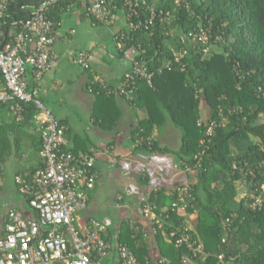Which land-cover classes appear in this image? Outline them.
<instances>
[{"label":"trees","instance_id":"trees-1","mask_svg":"<svg viewBox=\"0 0 264 264\" xmlns=\"http://www.w3.org/2000/svg\"><path fill=\"white\" fill-rule=\"evenodd\" d=\"M37 1L16 0L10 5L8 37L21 29L32 12L22 6ZM76 1L56 4L48 11L49 16L60 22L62 12ZM124 1L113 0L112 5L116 13L123 9L128 15ZM147 4L155 8L154 25L122 29L129 36L123 39V49H139L134 60L154 72L150 81L139 79L133 98H128L148 113L133 134L139 139L138 148L173 152L187 176L180 186L190 187L185 202H179L185 204V216L172 209L173 202L179 201L178 187L170 194L165 188L148 194L158 213L169 208L162 227L155 226L158 258L164 257L165 264H221L218 255L223 254L224 264H264V0H147ZM149 15L147 6L140 8L139 16H127V24L146 22ZM203 30L209 34L207 44L188 37L189 32ZM213 45L222 51L211 53ZM207 46L208 52L204 50ZM176 53H184L178 61ZM27 75L30 86L36 87L30 66ZM93 86L95 92L100 89L98 84ZM101 97L107 98L105 94ZM1 107L11 112L9 103H0ZM36 112L35 104L30 103L25 106L23 120L12 114L13 122L19 127L35 124ZM168 122L181 132L178 150L162 145L154 135ZM42 142L41 138L40 151ZM41 167L43 159L27 176L29 182ZM22 195L30 216H37L29 197ZM192 213L197 214L194 228L188 227ZM114 231V227L109 228L111 234ZM183 232L201 246L203 253L194 256L186 243L177 246L176 239ZM119 240L129 245L140 262H152L148 234L138 222L123 221Z\"/></svg>","mask_w":264,"mask_h":264},{"label":"crops","instance_id":"crops-1","mask_svg":"<svg viewBox=\"0 0 264 264\" xmlns=\"http://www.w3.org/2000/svg\"><path fill=\"white\" fill-rule=\"evenodd\" d=\"M86 3L77 0L62 12L53 45L58 59L37 81V86L54 116L67 126L69 147L87 152L95 159L98 177L90 191L88 207L80 213V224L93 218L107 223L104 236L113 248L103 264H118L117 245L124 243L119 240L120 226L128 219L138 222L148 234L153 262L160 253L154 226L142 213L143 199L157 188L172 193L186 180V172L175 154L167 156L169 152L138 148L139 139H135L133 132L148 117L145 108L136 106L120 93L108 94L103 88L100 92L90 90L91 85L99 84V79L110 88H117L139 49H123L115 39L118 31L127 28L125 10L117 11L115 23L97 24L86 14ZM80 50L90 52L88 68L74 60V54ZM104 94L107 98L101 97ZM111 95L115 97L108 99ZM13 121L12 113L1 107L0 236L5 233L9 210L31 215L24 195L18 190L17 176L28 178L42 162L37 124L19 127ZM177 133L168 122L162 132L156 130L154 135L162 145L170 147ZM100 207L105 210L103 218L97 215ZM184 210L180 208L178 213L187 215ZM196 218V213L189 214L188 227L194 228ZM112 227L115 231L111 234Z\"/></svg>","mask_w":264,"mask_h":264},{"label":"built area","instance_id":"built-area-1","mask_svg":"<svg viewBox=\"0 0 264 264\" xmlns=\"http://www.w3.org/2000/svg\"><path fill=\"white\" fill-rule=\"evenodd\" d=\"M16 0H0V103H9L11 112L18 121L24 118L25 106L34 103L37 112L36 124L42 138L41 156L44 167L36 170L32 182L23 176H17L19 191L30 199V206L37 216H26L16 209L8 211L5 233L0 236V264H103L113 248L105 238L107 223L98 219H90L80 224V213L87 209L90 191L97 181L94 157L82 151H74L69 147L67 126L60 122L46 105L38 86L31 87L27 75L30 66L36 80H40L46 71L58 59L53 49L56 40V22L48 14L51 7L67 0H38L35 5H23L22 8L32 9L29 17L22 22L19 31L7 34V21L10 17V5ZM87 15L107 25L115 23L117 13L114 11L113 0H86ZM129 7L127 16H139V9L150 11L146 22L131 21L129 30L149 29L154 25L155 8L147 4V0H125ZM120 32V33H119ZM120 30L115 39L124 47L123 39L129 38ZM188 37L209 42L207 31L189 32ZM206 52L209 47L204 48ZM186 53V50L184 51ZM183 53V54H184ZM183 54H175L176 61ZM74 60L83 67L90 66V52L80 50L74 54ZM154 72L137 59L123 75L117 88H110L104 81H99L100 89L108 94L120 93L133 98V92L139 79L151 80ZM94 85V84H93ZM91 85L90 90L94 91ZM98 90L100 92L101 90ZM212 123L208 133L213 132ZM189 170V168H187ZM189 184L177 188L179 201L173 202L172 209L185 208ZM31 197V198H30ZM143 216L154 226L162 227L165 212L169 208L157 212V204L149 197L143 199ZM172 236L176 232L171 233ZM186 243L194 256L203 253L191 236L185 232L177 237L176 244ZM118 264H143L125 243L117 245ZM223 263V254L218 255ZM188 260V259H187ZM146 264H165L163 258H157Z\"/></svg>","mask_w":264,"mask_h":264},{"label":"rangeland","instance_id":"rangeland-1","mask_svg":"<svg viewBox=\"0 0 264 264\" xmlns=\"http://www.w3.org/2000/svg\"><path fill=\"white\" fill-rule=\"evenodd\" d=\"M106 38L108 39L109 37L107 36V37H105V39ZM221 51H222L221 47H218L217 45H213L211 47V53H218ZM202 108H203V112L205 114H207L208 108L206 107V105L204 106V104H203ZM174 128L176 129V131L178 133L176 135V138L174 137L173 141L169 144V146L172 148V151L179 149V146L181 144V132L177 127L174 126ZM173 154H174L173 152H169V154H167V156H169V155L171 156ZM239 189H240V194L242 195L244 193V189H243L242 185L239 186ZM185 210H186V208H185ZM104 214H105V210L102 207H100L97 211V215L99 216V218H103V216H105Z\"/></svg>","mask_w":264,"mask_h":264}]
</instances>
